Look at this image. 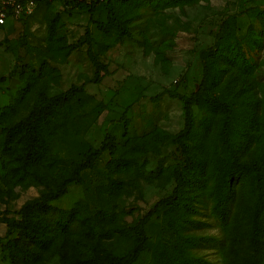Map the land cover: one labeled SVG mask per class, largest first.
<instances>
[{"label":"rangeland","instance_id":"obj_1","mask_svg":"<svg viewBox=\"0 0 264 264\" xmlns=\"http://www.w3.org/2000/svg\"><path fill=\"white\" fill-rule=\"evenodd\" d=\"M0 43V264L124 254L135 222L177 185V165L180 204L148 221L131 264H264L254 235L264 239V216L254 219L264 213L248 174L264 159V0H99L90 11L35 0L31 15L0 26ZM211 46L187 162L175 135ZM223 188L234 200L226 231L211 214ZM32 201L48 211L23 214Z\"/></svg>","mask_w":264,"mask_h":264},{"label":"trees","instance_id":"obj_2","mask_svg":"<svg viewBox=\"0 0 264 264\" xmlns=\"http://www.w3.org/2000/svg\"><path fill=\"white\" fill-rule=\"evenodd\" d=\"M73 2V7H80L85 10H92L94 5H96L99 0H95L94 2H91V4L86 5L80 2H77L76 0H71ZM225 23L220 27L218 33H217V39H220L222 37V34L225 31L224 28ZM1 45V43H0ZM203 77L198 85V87L192 91L188 96L185 97V124L184 128L180 130L175 135V141L179 145L182 153L186 157L187 162H191L193 158V152L190 148V146L186 143V140L189 138V136L192 133L193 129V107L197 104H199L200 100L206 96V93L208 91V79H207V62L206 57L214 56L217 54L216 46H211L207 52L203 53ZM35 121V122H34ZM37 128V121L31 119L30 126L28 128L29 131V137L32 139L31 142H29V151H32L34 149V146L37 144L38 139L37 137H34V131H36ZM101 150L94 151L93 153H90L86 160L84 161L85 166H89L92 164L93 160L100 155ZM232 155L235 156L234 152L232 151ZM79 169L78 166L75 167L73 173H76ZM176 177H177V185L175 186L172 193L168 196H165L163 198L158 199L154 205L141 217L139 218L133 228L135 230V240L134 243L131 245V247L121 255L113 256L106 264H131L139 252L145 247L147 236L144 230L145 225L148 223V221L160 210L163 208L173 209L179 206L180 204V198H181V188L184 184L185 180V174L181 170V165H177L175 168ZM248 174L252 178V181L256 184L254 188V194L257 198V207H260L262 209V212L264 213V159L256 160L251 168L248 170ZM64 187L65 183L62 184L59 188H57L55 191L51 192L49 195V200L54 199L56 197H59L64 193ZM219 190V189H218ZM226 188H223L222 190H219L220 192L214 194H211V199L213 201V206L211 208V214L217 218L219 221V224L225 229L228 228L230 223V218L232 217V199L230 198V195L228 194ZM49 209V205L47 202L39 203L38 201H32L28 202L23 207V214H40V213H46ZM260 212H256L254 214V219L259 220L264 216V214H260ZM233 223L230 225L232 226ZM25 227L31 228L29 229V236L32 238L34 242H43L44 239L37 233V231L34 228V224H31L30 218H25ZM254 235L256 237L257 242L259 245L257 246L256 252L264 253V239H260L258 232L255 231ZM219 246L220 250L222 252L226 253L227 249V240L225 239L223 244L220 243ZM99 260L96 259L94 262H98ZM224 264V262H223Z\"/></svg>","mask_w":264,"mask_h":264},{"label":"built area","instance_id":"obj_3","mask_svg":"<svg viewBox=\"0 0 264 264\" xmlns=\"http://www.w3.org/2000/svg\"><path fill=\"white\" fill-rule=\"evenodd\" d=\"M89 5L95 0H76ZM35 0H0V26L13 23L33 13Z\"/></svg>","mask_w":264,"mask_h":264}]
</instances>
